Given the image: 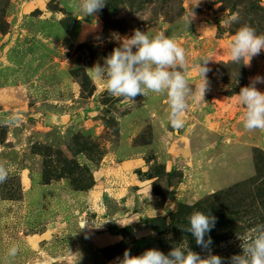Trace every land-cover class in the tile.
<instances>
[{
	"label": "rangeland",
	"instance_id": "374dc122",
	"mask_svg": "<svg viewBox=\"0 0 264 264\" xmlns=\"http://www.w3.org/2000/svg\"><path fill=\"white\" fill-rule=\"evenodd\" d=\"M106 2L93 26L70 0H0V264H114L174 245L204 257L181 230L193 211L216 217L210 247L228 264L264 225V131L242 127L236 95L264 76V52L243 66L227 44L242 25L264 34V0ZM134 29L182 46L193 88L216 59L178 133L166 94L113 97L86 71Z\"/></svg>",
	"mask_w": 264,
	"mask_h": 264
},
{
	"label": "clouds",
	"instance_id": "9594fccd",
	"mask_svg": "<svg viewBox=\"0 0 264 264\" xmlns=\"http://www.w3.org/2000/svg\"><path fill=\"white\" fill-rule=\"evenodd\" d=\"M106 4V0H70V6L79 13L78 20L84 22L86 17H91L95 21L93 26ZM111 40L116 41L118 46L103 58L102 63L97 62L86 69L90 78L100 81L101 87L109 95L133 102L138 95L166 94L170 109L168 123L178 133L184 127L183 114L188 106V98L204 101L210 87L207 73L211 69L207 65L215 59L214 56L201 59L204 63L199 64L198 71L202 80L193 88L183 71L186 65L185 49L165 32L148 33L134 29L131 35L124 36L113 32ZM262 52L264 34H257L249 25L239 27L227 44L230 61L243 66L250 67L252 59ZM258 84H264V76L250 78L249 84L241 87L236 94L245 108L242 127L248 131H264V92L257 88ZM15 119L10 118L8 122L12 123ZM8 176V170L0 165V183H4ZM187 221L188 225L181 230L194 237L196 244L207 252L206 256L176 245L167 254L149 248L139 255H131L126 249L114 264H224V258L213 254L210 247L212 239L208 234L215 227L216 217L193 211ZM120 225L127 227L129 224ZM81 227L82 230L85 227L98 228L87 221ZM252 233L249 237L238 236L242 241L241 252L228 258V264H264V225H258L252 229ZM18 251L17 246H12L7 255L14 258Z\"/></svg>",
	"mask_w": 264,
	"mask_h": 264
},
{
	"label": "trees",
	"instance_id": "16d2710c",
	"mask_svg": "<svg viewBox=\"0 0 264 264\" xmlns=\"http://www.w3.org/2000/svg\"><path fill=\"white\" fill-rule=\"evenodd\" d=\"M154 229L157 231V229L154 227Z\"/></svg>",
	"mask_w": 264,
	"mask_h": 264
}]
</instances>
